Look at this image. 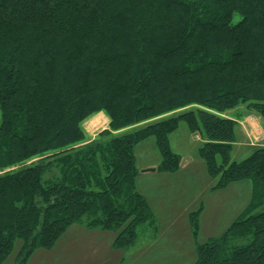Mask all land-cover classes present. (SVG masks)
Listing matches in <instances>:
<instances>
[{"label": "trees", "instance_id": "1", "mask_svg": "<svg viewBox=\"0 0 264 264\" xmlns=\"http://www.w3.org/2000/svg\"><path fill=\"white\" fill-rule=\"evenodd\" d=\"M242 106L264 122V0H0V264L16 241L27 264L79 224L113 232L115 250L155 232L134 148L153 137L157 172L176 173L180 121L214 190L251 183L222 237L197 244L190 215L195 264H264V211L250 216L264 206V147L230 160L225 114ZM100 113L108 127L89 140L82 125Z\"/></svg>", "mask_w": 264, "mask_h": 264}, {"label": "rangeland", "instance_id": "2", "mask_svg": "<svg viewBox=\"0 0 264 264\" xmlns=\"http://www.w3.org/2000/svg\"><path fill=\"white\" fill-rule=\"evenodd\" d=\"M241 109L244 110L245 107L242 106ZM101 120L96 115L92 116L82 127L88 124L97 126ZM235 133L230 160L242 162L257 148L244 144L238 128ZM257 143L259 145L261 142ZM168 145L172 154L180 158V163L191 162L189 168L182 170L180 176L191 178L192 185L171 197L169 193L165 199L161 197L159 190L156 191V184L149 187L143 181L137 184L135 182L136 191L145 194L150 202L157 229L155 232L148 230L142 233L135 246L129 250H115L112 248L115 236L113 232L90 231L83 224H79L70 227L51 249L35 250L27 264H195L197 244H205L222 237L248 208L251 201V183L245 181L226 190H214L217 179H211L207 175L205 164L198 153L202 141L200 138L197 140L182 121L168 136ZM134 157L139 175L155 170L161 162L155 139L150 137L136 145ZM262 211L264 206L253 211L250 216ZM191 214L197 215V244L193 236L194 228L190 223ZM245 243L239 241L235 246ZM22 245V242L16 241L10 256L3 264H16Z\"/></svg>", "mask_w": 264, "mask_h": 264}, {"label": "crops", "instance_id": "3", "mask_svg": "<svg viewBox=\"0 0 264 264\" xmlns=\"http://www.w3.org/2000/svg\"><path fill=\"white\" fill-rule=\"evenodd\" d=\"M96 117H100V119H102L101 122H99L100 124H98L97 126L88 124L89 126L87 125L86 127H84V130L89 140H94V138L98 135L100 131H104L107 129L109 124V121L104 114H98L96 115ZM225 118L230 119L236 123L235 130L238 128L239 135L244 139L245 141L244 144L246 146L250 148L264 147V122L255 113L249 112L245 109L243 110L241 109V107H239L235 110L227 112L225 114ZM97 127H99V129L101 130L99 131ZM195 137L197 140L199 139L197 136ZM235 139H236V133H235ZM258 141L261 142L259 145L257 143ZM190 163L191 162L184 163L182 167L174 174L159 173L157 172V168L156 169L154 168L155 171L153 173L140 174L139 177H137L136 184L142 181L145 184H147L149 187H154L156 184L157 185L156 191L159 190V192L162 194L161 197L166 199L169 196V193L171 197V195L178 193L179 190H184L192 185L191 178H185L183 177V175L182 177L180 176L182 170L189 168V166L191 165ZM232 185H229L227 188H230ZM227 188H225V190ZM139 194L146 200L147 204L150 206V202L147 196L141 192Z\"/></svg>", "mask_w": 264, "mask_h": 264}, {"label": "water", "instance_id": "4", "mask_svg": "<svg viewBox=\"0 0 264 264\" xmlns=\"http://www.w3.org/2000/svg\"><path fill=\"white\" fill-rule=\"evenodd\" d=\"M184 164V161L180 163L179 167H182V165ZM155 170H148L145 171L144 173H153Z\"/></svg>", "mask_w": 264, "mask_h": 264}]
</instances>
